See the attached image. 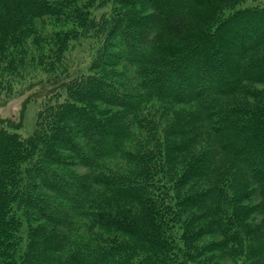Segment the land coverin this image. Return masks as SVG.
<instances>
[{
    "label": "trees",
    "instance_id": "1",
    "mask_svg": "<svg viewBox=\"0 0 264 264\" xmlns=\"http://www.w3.org/2000/svg\"><path fill=\"white\" fill-rule=\"evenodd\" d=\"M98 1L0 0V93L41 84L29 135L0 118V264H264V105L247 100L264 8L138 0L142 18L117 0L97 18Z\"/></svg>",
    "mask_w": 264,
    "mask_h": 264
},
{
    "label": "rangeland",
    "instance_id": "2",
    "mask_svg": "<svg viewBox=\"0 0 264 264\" xmlns=\"http://www.w3.org/2000/svg\"><path fill=\"white\" fill-rule=\"evenodd\" d=\"M123 1V0H122ZM127 2V5L122 6L125 8V10L128 13V8L133 7L130 9V12H135L138 17H149L152 12L147 7L145 8L142 4L137 2L138 0H125ZM123 1V2H125ZM117 3V0L115 1H109V0H99L95 3L96 8L93 9L94 15L97 18L102 17L103 15H109L111 12V9ZM137 2V3H136ZM156 2V1H153ZM145 3V2H144ZM99 4V6H98ZM146 4V3H145ZM239 5H237V8H245L249 9H257V8H264V0H239ZM120 5V4H119ZM123 5V4H122ZM148 6V4H147ZM104 17V16H103ZM156 19V17L154 18ZM153 20V19H152ZM145 28V27H144ZM148 34L150 30H145ZM157 34H150L146 35V38L149 41H158L159 38H157ZM96 39L93 40L92 37H82L79 40V44L75 45L73 43V46L68 51V65L70 72H78V71H86L88 69V66L92 64L93 62V55H94V49L96 47ZM32 70V75L30 77L34 78L35 83L38 82L40 78L46 79V73H44L42 70L33 69L32 66H30ZM23 74V73H22ZM24 77V76H23ZM41 81V80H40ZM34 89L26 90V85H23L19 90L14 92L11 96H6L5 92L0 93V118H8V116L15 118L14 124H17L16 126L9 127L11 130H15L16 132L20 133L23 136L29 135L36 126V113L38 107L41 106V103L39 100H28L26 102L27 97L30 93H33L35 90L38 91L41 88V84L35 85L33 87ZM254 92L252 98H249L247 95V100L250 101L251 104H254L256 106L264 105V84L255 85L253 86ZM258 93V94H256ZM20 96V97H19ZM123 156V154H117L114 156L113 159L109 160L108 163L111 165H120L121 163L125 164L122 159H120ZM133 168V167H132ZM76 173L82 175L86 172L85 168H78L75 170Z\"/></svg>",
    "mask_w": 264,
    "mask_h": 264
},
{
    "label": "bare ground",
    "instance_id": "3",
    "mask_svg": "<svg viewBox=\"0 0 264 264\" xmlns=\"http://www.w3.org/2000/svg\"><path fill=\"white\" fill-rule=\"evenodd\" d=\"M258 17V16H257ZM97 35V34H96ZM20 97V96H19Z\"/></svg>",
    "mask_w": 264,
    "mask_h": 264
}]
</instances>
